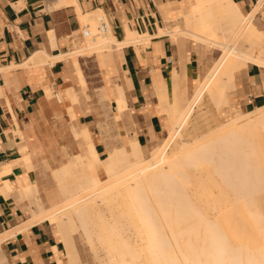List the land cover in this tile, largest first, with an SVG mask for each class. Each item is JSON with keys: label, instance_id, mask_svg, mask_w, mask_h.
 <instances>
[{"label": "crops", "instance_id": "obj_1", "mask_svg": "<svg viewBox=\"0 0 264 264\" xmlns=\"http://www.w3.org/2000/svg\"><path fill=\"white\" fill-rule=\"evenodd\" d=\"M57 1L0 0V235H3L0 258L3 264L64 261V247L57 228L46 218L32 220L25 214L24 200L19 199L17 191L24 196L29 195L25 194L28 187L33 189L31 192H37L40 168L54 165L62 154H80V138L84 145L92 143L100 158L106 156L109 139L97 125L99 120L92 100L96 90L102 89L110 99L108 120L111 127H116L118 142L136 140L142 156H147V150L160 143L170 126L167 112L174 109L173 97L191 93L199 75L208 70L206 65L215 57L202 44L164 33L173 20L183 15L190 28L184 33L194 32L192 14L185 12L186 0H72L56 6ZM231 2L245 17L253 12L254 15L264 3L257 8L258 0ZM97 11L103 14L115 41H125L128 30L146 38L103 55L72 56L70 53L80 40V19L84 21V15L94 18ZM219 22L229 30L218 16L216 27L208 28L207 34L202 35L204 38L198 39L214 37ZM40 52L46 54L43 61L35 60ZM170 73L175 79H171ZM155 80L165 86L164 99L158 96ZM233 82L223 108L244 113L264 106L263 66L247 61L235 71ZM198 87L199 84L195 90ZM118 88L126 107L115 118ZM71 97L76 100L72 101Z\"/></svg>", "mask_w": 264, "mask_h": 264}, {"label": "bare ground", "instance_id": "obj_2", "mask_svg": "<svg viewBox=\"0 0 264 264\" xmlns=\"http://www.w3.org/2000/svg\"><path fill=\"white\" fill-rule=\"evenodd\" d=\"M71 1L72 0H58L55 3V5L60 6L64 3L71 2ZM263 1L264 0H258L257 8L263 3ZM185 2H186L185 12L190 11L193 17V21H194V32L192 31L193 33H191L190 35L197 39L198 38L203 39L204 37H202V35L207 34L208 28L214 29L216 27V19L218 16L222 18V20L229 26L228 28L230 29V31L233 33L232 30L236 29L237 26L242 24L244 20L246 21L250 19V17L254 13L253 12L250 15H248V17H245L237 9V7L231 2V0H186ZM83 19L85 22H87V25H90V27L87 28V30L90 32V34L88 33V35H90L88 36V39L90 38L91 40L94 41L93 43H91L93 45L90 46L93 49L96 48V49L105 50L104 48H106V50H109L108 47L110 46L109 44L111 43L118 46V48H121V46L123 45L135 43L139 38H146V36H141V35H138L137 33L130 32L128 30L125 41L123 40V42H117L111 37V33L107 25H106V28L108 30L106 29L107 30L106 34L103 35V32H102V35L101 36L99 35L98 37V35H95V28L93 26L96 24L98 20H101V21L102 19L105 20L103 14L100 11H97L95 13L94 18L90 17L89 15H84ZM97 25H96V28H97ZM252 31H254V29ZM96 34H98V32ZM50 36L52 35L50 34ZM208 40L210 42L211 39H207L206 41ZM230 46L228 45L229 48L227 49V53L225 51V53L222 54V56L215 62L214 66H212L211 69L207 71L206 75L204 76L203 82L200 84L198 89L195 90L190 100V103L188 105L189 107L184 112H182L180 115L175 116L173 129L169 132L167 139L160 146V148L154 150L151 153L149 158H146V159L143 158L141 148L139 147L138 142H136V140L129 141V151H130L131 156L125 155L122 152L121 154H114L111 157H108L107 159H102L98 156V154L94 151L92 143H88L87 145H84L81 148V153L78 154V156L74 157V162L71 165V167L72 166L80 167L82 172L83 171L87 172L86 175L83 174L76 179L77 180L76 181L77 186L75 187L76 192H73L71 190L68 191V189H66V191L63 192V196L65 197L64 199L65 203H62L63 206L62 205H61L62 207L59 206L60 208L51 207L47 210H43L40 203H37L39 207V211L38 213H36V215L33 214L34 216H32V220L35 219L36 217L38 219L46 218V219L51 220L52 223H54L55 225H58V223H61L64 226L70 227V229H72V227H74L73 225H75L74 219L76 217L78 219V222L80 221L81 225L85 229L86 226H89L88 222L89 224L91 223V221L89 220L90 219L89 216L92 213V209H93L91 203H93V200L97 196L96 194L87 196V194L82 195V193L86 191L87 189H89L90 187L96 186L100 184L101 182H103L98 177L99 170H103V173L106 174L107 176L106 178L109 179V181L106 179L108 181L107 185L109 186L115 185L114 187L116 188L114 191V195L119 196L121 198V204H119L117 207H114L115 206L114 203L108 204L107 212L109 215L107 213H103V215L101 214L103 218H104V214L105 215L107 214L106 216L110 217L109 220L111 221L112 219L111 222H113L114 224L110 226L107 223L108 220L106 219V217H105L106 222H104L103 218H100L101 223L102 222L104 224L107 223V225L105 224L104 227L107 226L108 230H105L106 227L104 228L103 223H102V227L100 228L99 231L104 230V232L107 231V233L105 232V234H103V232L101 231L102 233L99 232L100 235L98 234L99 236H101V234L102 236H105L107 234L106 237L109 238L110 236V240L114 239V241H112L113 244L112 243L111 244H112V247H115L113 251L118 256V258H116L117 261L115 260L116 264H142L143 263L142 261H144L145 264H202L201 261H203V258H202L203 256L201 255H204L205 257L206 256L212 257L213 253L217 249H219V251L222 254H224L226 252L224 249L226 245H230V246L232 245L234 247V250H231V252L233 251L232 252L233 258L231 257L232 258L231 260L236 261L237 259H239V256H235L236 254L241 253L240 256L241 257L243 256L241 258L242 261H240L241 259L238 260L240 261V263L238 264H264V223H261L264 221L263 220L264 218L263 219L259 218L261 217L259 215L261 213L260 211L257 212L255 210L257 209L254 206L256 203L253 204L254 208L251 207L253 210L248 208V206L250 205L249 203L250 199H252V197L250 198L249 195L248 196L250 199L246 197L249 200L248 204H246L247 202H245L244 205L242 204L239 206V203H240L239 202L237 206L235 202L236 200L238 201L239 198L241 199V197L239 196L242 193H240L239 195H234L236 197L238 196L239 198H236V200L233 199L235 202H232L229 204L227 202L226 204H224L228 207L225 213L223 211L225 210L224 208L222 210V213L218 212L219 216L217 214L216 219L213 222L210 219H208L209 217H206L207 219L205 218L204 214L206 213L207 210L204 213V208H203V211H200L199 209L200 212L199 211L197 212L203 216L199 214L197 215V213H195L197 215L195 219L194 218L195 215H193L194 210H191V206H193V204L185 200V199H188L187 197L189 196L187 195L186 184H185L186 183L185 181H187L186 180L187 178L185 177H187V174H189L188 168L192 166L199 167V165H203L206 163L208 164L209 162H207V160H209L210 157L212 158L216 157V156H212L213 154H219L220 158L224 157L222 159H218L219 157H216L215 161H213L215 162V164H212V165L211 163L213 162L211 161L213 159L211 158L212 160L211 161L209 160L210 164H208V166L210 168L208 167L207 168L210 169L211 172L210 170H208L207 172L211 174V177L213 175L214 180H215L214 178L215 174H213V171H215L216 173V170L218 169V167H220V169L222 168L221 170H224L225 168L227 169L229 166L226 167V165H228L229 162L231 164V165L229 164L230 167L233 165L232 169H230V167L227 169L229 173L224 170L225 172H227L228 175L224 173V171L223 172L219 171V172H222V175L226 174L227 176L226 175L225 176L228 178L229 176H231L230 178H232V176H235L236 174L237 178L242 179L241 178L242 173L248 176L250 170L251 172L253 171V173H255L254 171L255 168L253 166L254 164L251 163L252 161L249 162L248 164V161L250 160V159L248 160V158H250L249 154L254 153L255 151L249 152L248 149L251 147L250 145H253V144H258L259 148H264L263 138H262L264 136L263 135L264 134V107L257 108L256 109L257 113L255 114H253L255 111L254 112L251 111L252 115L251 114L249 115L247 113L244 114V115H248L249 116L248 118L246 117L242 118L241 115H239V117H237V119L239 118V120H236V121L234 120L232 121V119L229 120L232 122L229 123L227 127L224 125L225 127H223V129L221 130L219 129L217 132H213L215 133L214 137H212L213 133H212V136L209 135V137L211 136L210 139L208 137L206 139L205 138L198 139V140H195L192 144L191 143L185 144L186 142L184 144L176 143L175 147H173L171 151L166 154V150L169 144L176 137L180 138L181 136L180 132L182 128L184 127L186 120L188 119L189 115L192 113L195 106L202 100L204 94L206 93L209 94L213 102H215L216 104H220L224 102L228 103V100H229L228 92H230L229 89L233 88L234 86L233 74L235 70L238 69L240 66L238 59L240 58H243V60L254 59L260 64L264 65V59L262 58L257 59V57L256 58L249 57L247 53H244V52L236 53L235 49H233V47H230ZM85 49L89 50V47L87 48L84 47L82 49H74L72 50L71 53H74L76 55L78 54L81 55L80 52L78 51L85 50ZM40 53L37 54V56L35 57V60L43 61L46 59V58L44 59L46 54L43 53V55L45 54V56H43L42 52ZM64 57H66V55ZM156 80H155V87L157 89V93L160 94L158 96L162 95L161 97H163L164 99L167 96V93L165 96V91H166L165 86L160 82L162 81V79L160 81H156ZM115 99L117 102V106H116L117 113L122 112L125 109L126 104L121 94L120 88L118 91V96ZM160 100L162 102V98ZM168 115L171 116L170 114ZM244 115L242 114V116ZM240 118H242L243 121ZM255 141H258V142H255ZM182 142H184V139L182 140ZM254 149L255 148H253L252 150ZM231 154L232 155L234 154V155L232 156ZM241 154L243 155L241 156ZM226 155L228 158L226 157ZM235 155H237L236 156L237 158L235 157ZM243 156H246V158ZM238 158L241 162L242 161L243 162L242 164L240 162V165H241L240 166L241 168L239 167L240 169L237 166L235 167V169L237 168L236 169L238 171L237 173V171L233 169H234V165H237L236 161L239 162ZM217 159L219 160L220 164L219 163L217 164V161H218ZM224 159H225V162H224ZM226 159H228L229 161L227 162ZM221 160L222 162H220ZM226 162L227 164H225ZM71 167L69 165H65L57 169L56 172L54 171L55 177L57 178L59 183H62V184L67 183V177L71 176L72 174ZM244 167L246 168V170H244ZM203 168H204V165H203ZM230 171H232L231 172L232 174H230ZM219 172H217L218 176L221 175ZM234 172L235 174L233 175ZM250 174L252 175V177L251 175L250 177L248 176L249 179L250 178L253 179V175H255L256 173L255 174L250 173ZM246 175H243L242 177ZM218 176L216 177V179L219 178ZM225 176H221V178L224 177L222 179L223 180L226 179V182L225 180L223 183H221L222 181L220 182L224 188L225 186L227 187L228 183L229 185L232 184L230 180L233 181L236 178V177L235 178L233 177V179L228 180V178H225ZM256 178L258 179V177ZM222 179H219V180H222ZM244 180H245V177H244ZM238 181L236 180V182ZM254 181L255 180H253V182ZM210 183L212 182H209V184ZM224 183H226V185H224ZM241 183H243L242 180L240 184ZM217 184L218 186L220 185L219 182H217ZM232 185L234 186V184ZM238 185L239 184H237V186ZM242 185L240 187H242ZM33 186H35L34 183L32 184V187ZM214 186H216L217 188V185H214ZM233 186H229V188L227 187L229 191H231V189H234V190L236 189L234 188L236 185L234 187ZM230 187H233V188H230ZM188 188L189 187L187 186V190ZM218 188L219 190L220 188L223 189L222 187H218ZM212 190H209V191H212ZM243 190H246V189H243ZM102 191L103 189L100 190V192H98L97 195L101 194ZM205 191L208 192L207 190L204 189L202 190V194ZM237 191L236 193L238 194L239 191L238 192ZM226 192L227 191H225V194L223 195L224 198L227 197ZM222 193H224V191ZM232 193H235V191H232ZM204 195H208V194L206 193ZM244 195L247 196V194H243L242 197ZM200 197L202 196L200 195ZM192 198L190 197V199ZM252 202L253 201H251V203ZM218 203L215 202L214 206L215 204H218ZM224 205L223 207H226ZM221 206L222 205L220 204V207ZM220 207L219 209H221ZM195 208L197 209V207H194V209ZM254 211L255 213H258V214H254ZM123 214L127 215V217L132 220V223H133L132 226L126 225V226L121 227L115 224L117 223L116 219L118 215H123ZM188 214H192L193 216L191 217V215H189L190 217L187 218ZM190 218L195 219V220L192 219L194 220L193 223L190 222L192 221ZM189 219H190L189 221L190 223L186 225V222ZM130 228L135 230V232L133 231L134 233L137 232L138 234H142L139 236H142L143 239L141 238L140 240V237L138 236L139 241H140L139 243H137L138 241L135 242L136 240H134V242H131L132 238H130L129 235H132V234H128V233H131ZM198 230L201 232L199 235L197 233ZM255 230L259 231L258 233L256 231V235H258L259 233L260 234H259V239L257 238L258 237L257 236L254 241V239L252 240L251 238V234H254ZM90 232L86 234H89ZM137 233L135 235H137ZM247 233H250L249 234L250 236H247L248 235ZM2 237L3 235H0V241ZM252 237L254 238L255 235H253ZM89 238L91 239V237ZM246 238H248L247 243H246L247 241ZM105 240L107 243V240L109 239L106 238L104 239V241ZM141 241H143V243ZM114 243H116L117 245H115ZM245 243H246L245 245L246 248L244 247L245 251H243L242 247L244 246ZM69 248H70L69 245L66 246L65 248V257H66L65 260H67V263L65 264H72L73 258L75 259V257H73L71 260V254H70ZM235 248H237V252ZM242 252L244 254H242ZM206 260L207 259H205V261ZM227 260L228 259L224 257L222 259V262H220V264H227ZM59 264H64V263L62 262V260H59ZM228 264H231V262L230 263L228 262ZM233 264H237V262L235 263L233 262Z\"/></svg>", "mask_w": 264, "mask_h": 264}, {"label": "rangeland", "instance_id": "obj_3", "mask_svg": "<svg viewBox=\"0 0 264 264\" xmlns=\"http://www.w3.org/2000/svg\"><path fill=\"white\" fill-rule=\"evenodd\" d=\"M242 14H244V13H242ZM248 20H249V22H248ZM248 20H246L247 22L244 20L242 22V24H240L239 26H237L236 29H234V30L231 29L233 31V33L230 31V29L228 30L229 32L226 30L227 27H226L225 24L223 25V23H219V25H218V27L216 29V32L217 33H216V35L214 37H212V36L210 37L211 38L210 42H209V40L208 41L199 40L197 38H194V37H192V36L184 33L186 31L190 30V28L186 24V17H185V15H183L181 18H178V19L173 20L172 26H170L169 29H167L164 32V33H169L172 36L174 35V36H177V37H180V38H187L188 40H190V41H192L194 43H197V44H202L205 48L213 51V53L215 54V57H214V60L211 63H209V64L206 65V67L208 68V70L205 69V70H203L201 72V74L199 75L198 80L196 81L195 87H194V89H193V91L191 93H189L188 95H183V96L181 94H178V95H175L173 97V101H172L173 104L171 106L174 109L168 111V114L171 115V116H169V120H168L170 122V126H168L166 128V133H165L163 139L160 141V143L154 145L153 147H151V148H149L147 150V154L148 155L147 156H143L144 159L149 158L150 155H151V153L154 150L160 148V146L167 139V137L169 135V132L173 129V124H174L175 116L176 115H180L182 112H184L189 107L188 105H189L190 100H191V98L193 96L192 94H193L195 88L198 86V84L200 86V84L204 80V76L206 75L207 71H209L211 69V67L214 66L215 62L219 59L220 55L221 54H224L225 51L227 53V49L229 48L228 45L230 46V44H231L230 47H233V49H235L236 53H239V52H242L243 53L244 52V53H247V55L249 57H254V58L257 57V59H260V58L264 59V42H263L264 39L262 37V35L264 36V24H263V20H264V3L256 11V13L254 15H252V17L250 19H248ZM100 21L101 20H98L96 22V24L93 26L95 28V35H98V37H99V35L100 36L102 35V32L101 31H100L101 33H99V31L96 30L97 29L96 28V25ZM102 21H105V20L102 19ZM80 22H81L80 40L78 41V44L75 47V49H82L84 47H86V48L89 47V50L88 49L87 50L85 49V50L78 51V52H80V54H85V55H89V54L103 55L104 53L110 52L114 48H117L118 49V46H116V45H114L112 43L109 44L110 45L108 47L109 50H106V48H104L105 50L91 48L90 46L93 45L91 43H93L94 41L91 40L90 38L88 39V36H90V35H87V36H82L81 35V30L83 28L82 26H85V27L87 26V28H89L90 25H87V22H85V21H83L81 19H80ZM246 23L247 24L249 23V24L247 25ZM223 26H225V27H223ZM244 26H246V27H244ZM253 29H254V31H252ZM241 30H242V32H241ZM97 32H98V34H96ZM239 32H240V34H239ZM88 33L90 34L89 31H88ZM105 34H106V32L105 33L103 32V35H105ZM260 34H261V36H260ZM255 35H256V37H255ZM98 37H96V38H98ZM260 37H261V39H260ZM215 39L218 40V41H216ZM78 52H77V54H78ZM83 52H85V53H83ZM71 55L72 56H75L76 54L71 53ZM238 61L240 63V66L235 71L239 70L241 67H244L247 61H251L253 63L258 64L259 66H263L264 67L263 64H260L259 62H257L254 59H246V60H243V58H240V59H238ZM234 74H235V72H234ZM170 77H171V79H175L171 75H170ZM231 89L232 88H230L229 91ZM118 91H119V88L117 89V93L115 95V98L118 96ZM85 98L88 99V96L85 95ZM228 99H229V92H228ZM71 100L72 101H75L76 99L74 97H71ZM92 100L94 101V105H95V108H96V111H97V117H98V120H99L98 123H97V125L99 126V128L101 129V131L109 139V147L107 149L106 156L104 158H102V159H107L108 157H111L114 154H121L122 152L125 155L131 156L130 151H129V141H131V139L127 140L126 142H124L122 144H120L118 142V136H117V133H116V127L115 126H112L111 127L110 124H109V120L108 119H109V115L111 114V108H110V99L107 96V94L102 89H98V90H96V93L93 96V99ZM226 103L224 102V103L216 104L215 102H213V100H212V98L210 97L209 94H207V93L204 94L202 100L195 106V108L193 109L192 113L189 115L188 119L186 120V123L184 124V127L182 128V130L180 132L181 133L180 138L179 137H176L177 139L175 138L169 144V146H168V148L166 150V154L169 153L173 147H175V144L176 143L184 144L186 142L185 144H188V143H191L192 144L195 140H198V139H204V138L206 139L207 137L210 139V137L212 136V133L213 132H217L219 129L221 130L225 126L227 127V125H229V123H231L233 120L234 121L239 120V118L237 119V117H239V115H241L242 118L243 117L244 118L245 117L248 118L249 116L248 115H244V114L247 113V114L250 115L252 113L251 111H247V112H244V113H241L240 111L229 112L227 110V108H223L226 105ZM199 106H201V107H199ZM262 107H264V106H261V108ZM257 108H260V107H257ZM257 108H255L254 110H252L253 112L255 111L253 114L257 113V111H256ZM121 114H122L121 112H118L117 113V111H116L115 118H118ZM242 114L244 116H242ZM242 118H240V119L243 121ZM113 119H114V117H113ZM231 119H232V121H229ZM209 135H211V136L209 137ZM214 135H215V133H213V136L212 137H214ZM262 138H263V144H264V136ZM183 139H184V142H182ZM78 141H79L78 149H79V152H80L81 151V148L84 146V142H83L82 138H80ZM255 142H258V141H255ZM250 146H251L250 148L248 147L249 148L248 149L249 152H253V151H255V152L249 154V157L250 158L247 157L248 160L250 159L248 161V164H249V162L252 161L251 163L254 164L253 166H254L255 170L252 169L253 166L250 169L254 170L256 174L253 173V171L251 172V170H250L248 176L250 177V175H251L250 173L255 174V175H253V179L252 178L249 179V177L246 174H243L242 172H241L242 173V176L243 175H246L247 176V177L244 176L245 177V180H244V177H242V176H241L242 179L237 178V175L235 174V172L233 173V175L235 174V176H232V178H230L231 176H229V178L226 177L228 175L227 172L229 173V171L227 169L231 165L230 162H229L230 165L229 164L226 165V167L227 166H229V167L227 169L226 168L224 169L227 172H225L224 170H221L222 168L220 169V167H218V169L216 170V173H215V171H213V174H215L214 175L215 180L217 182H219V184H220L218 186L217 182L213 179V175L211 177V174L209 172H207V171L210 170V169H208V168H210L208 166V164H210V161L212 159L213 160L211 162L215 161L216 157H219V154H213L212 156H216V157H213V158L210 157V159H209L210 161L207 160V162H209V163L208 164L207 163L206 164H203L205 169L203 168V165H199V167L198 166H195V167L192 166V167L188 168L189 169L188 170V173L189 174H187V177H185V178H187L186 179L187 181H185L186 182L185 183L186 184V192H187V195H189L191 198L192 197L193 198L190 199V197L188 196L187 198L189 200L188 199H185V200L188 201V202H191V204H193V206H191V210H194V212H193L194 214L193 215H195V217H194L195 219H196V216L199 214V213H197L199 211V209H200V211H203V208H204V213L207 210L206 213L204 214L205 218L206 217H209L208 219H210L213 222L216 219L217 214L219 216V213L218 212L222 213V210L224 208H225V210H223V211L225 213V211H226V209L228 207L226 205H224V204H226L227 202H228V204L229 203H232V202H235L233 199L236 200V198H239V197H241L242 200L240 198L238 199V201L236 200L235 203L237 204V206H238V203L239 202H240L239 203V206L242 205V204L244 205L245 202H247L246 204H248V202H249V200H248L249 196H250V198L252 197V199L249 198L250 199V202H249L250 205L249 206L247 205L248 208L249 209L254 208L253 207V204L256 203L254 206L257 209H255V210L257 212L260 211V213H261V214H259L261 216L259 218H262V219L264 218V148H259L258 147L259 146L258 144H253V145H250ZM253 148H255L256 150L255 149L252 150ZM62 155H63V157L60 158V159H58V160H56L54 165L48 166V165L45 164L43 167L40 168V172L41 173L38 176V183H37L38 191L37 192H31L30 189L27 188L29 191L27 189H25V194H29V195L28 196H24L23 194H21L19 192V190L17 191V193L19 195V199L20 200H24L23 212L25 214H29L30 218H32V216H34V215H36V213H38V211H39V207L37 205L38 202H41L42 203L41 205H42L43 208H50V207H56V208L58 207V208H60V207H62L63 206L62 203H65L64 202L65 197L63 196V192L66 191V189H68V191L71 190L73 192H76V190H75V187L77 186V183H76L77 180L76 179L78 177H80L81 175H83V174H85V175L87 174L86 171H83L82 172L81 171V168L78 167V166H72L71 167V165L74 162V157L78 156V154H62ZM242 155L243 154H241V156ZM236 156L237 155H235V157ZM246 156H243V157L246 158ZM226 157H227V155H226ZM222 158H224V157H222ZM222 158L219 157L218 159H222ZM231 159H230V161H231ZM226 160H227V162L229 161L228 159H226ZM233 160H234V158H233ZM238 160H239V158H238ZM220 162H222V160ZM224 162H225V159H224ZM227 162L225 164H227ZM233 162H235V161H233ZM236 162H237V165H234V169L233 170H236L237 169V168L235 169L236 166L238 168L241 166L240 165V162H241L240 160H239V162L238 161H236ZM242 162H241V164H242ZM218 163H219V160L217 161V164ZM212 164H215V162L211 163V165ZM65 165H69L71 167L72 174H71V176L67 177V183L66 184H62V183H59V181L55 177V174L54 173L57 171V169L65 166ZM232 166L230 167V169H232ZM250 166H251V164H250ZM242 168H243V166H242ZM244 170H246L245 167H244ZM219 171H222V172L224 171V173H226L227 175L226 174H225L226 176L225 175H222V172H219ZM210 172H211V170H210ZM217 172H219L221 175L218 176V173ZM231 172L232 171H230V174H232ZM237 173H238V171H237ZM188 176H189V178H188ZM217 176L219 178L216 179ZM221 176H225V178H228V180L233 179V177L234 178L236 177L233 181L230 180V182H232V184H234V186L236 185L235 187L232 184L231 185H229V183L227 184V187L228 188H229V186H233L236 189L235 190L234 189H231V191H229V189L226 186L224 188L221 183H223L224 180L226 182V179L223 180L222 178H224V177L221 178ZM254 176L258 177V179L256 177H254ZM98 177L103 182H101L100 184H98L96 186L90 187L89 189H87L86 191H84L82 193V195L83 194L84 195L87 194V196H89V195L96 194V196H97L93 200V203H91L93 209H92V213L89 216V218H90L89 220L91 221L90 224L88 222V225L89 226H86V228L84 229V227L81 225L80 221L78 222V219L76 217L74 219L75 220L74 221L75 225H73L74 227H72V229H70V227L64 226L61 223H58V225H55L54 223H52L57 228V230L59 231V235L61 237L62 243L64 242L63 243L64 255H65V248H66V246L69 245V247H70L69 248V251H70V254H71V260H72L73 257H75V259L73 258V260H72V264H111V263L112 264H116L115 260L117 261L116 258H118V256L116 255V253H114V251H113L115 247H112V244H113L112 241H114V239L113 240H110V236H109V238L106 237L107 234L105 236H102V234H101L102 237L99 236L100 235L99 232L102 231V230L101 231H99V230L102 227V223H103V222L101 223L100 218H103V216H102L103 213H107L108 214V212H107L108 204L114 203V205H115L114 207H117L119 204H121V198L119 196L114 195V191H115V188H116V187H114L115 185L114 186L107 185V182L109 181V179L106 178L107 176H106V174L103 173V170H99ZM251 177H252V175H251ZM188 179H190L191 181L188 180ZM219 179H222V180H219ZM238 179H239V181H238ZM246 179H248V180H246ZM236 180L239 183L236 182ZM241 180H242L243 183L240 184ZM253 180H255V181L253 182ZM207 181H208V183H207ZM209 182H212V183H210L212 186L209 184ZM252 182H253V184H252ZM237 184H239V185L237 186ZM214 185H217V188L218 187H222L223 189L220 188V190H219V188L217 189L216 186H214ZM224 185H226V183H224ZM241 185H242V187H240ZM254 185H255V187H254ZM187 186L189 187L188 190H187ZM245 186H246V188H245ZM210 187H211V189H210ZM233 187H230V188H233ZM242 188L243 189H246V190H243ZM102 189H103V191L101 192V194L97 195V193L100 192V190H102ZM204 189L207 190L208 192L205 191L202 194V190H204ZM237 189L239 191L238 194L236 193ZM209 190H212V191H209ZM223 191H224V193H222ZM225 191H227L226 192V194H227V197L226 198H224V196H223L225 194ZM232 191H235V193H232ZM206 193L208 195H204ZM240 193H242V194H240ZM239 194H240L239 197L238 196L237 197L234 196V195H239ZM243 194H247V196L244 195L245 197L244 196L242 197ZM198 195H199V197H198ZM200 195L202 197H200ZM230 197H232V198H230ZM246 197H248V198H246ZM208 201H210V202H208ZM213 201H214V203L215 202L218 203V201H219V203L222 206L220 207V204L219 203H218L219 205L218 204H215V206H214ZM251 201H253V202L251 203ZM223 205L226 206V207H223ZM194 207H197V209L196 208L194 209ZM219 207L221 209H219ZM195 210H197V211H195ZM195 213H197V215ZM254 214H258V213H255V211H254ZM106 215L104 214V218H103L104 219V222H106L105 220L107 219L109 221V222L107 221L108 225L112 226L114 224L113 222H111L112 219L110 221L109 220L110 217H108ZM189 215H191V217L193 216L192 214H188L187 215V218L190 217ZM199 215H201V214H199ZM201 216H203V215H201ZM105 217H106V219H105ZM194 218H190V219L192 220ZM103 219H101V220H103ZM190 219L186 222V225H188V223H190V222L193 223V221L195 220L194 219V220L190 221ZM116 220H117V223H115V224H117L118 226H121V227L126 226V225L132 226V224H133L132 223V220L130 218H128L127 215H124V214L123 215H118V217H117ZM49 221L52 222L51 220H49ZM107 223H105V224L107 225ZM261 223H264V221L261 222ZM105 224L103 223V227H104ZM105 227H104L105 230H108L107 229V226H105ZM87 228H88V230H87ZM97 229H98V231H97ZM131 229L132 228H130L131 233H128V234H132V235H129V237L132 238L131 239V242H134V240H136L135 242L138 241L137 243H139L140 242L139 241V237H140V240L142 238V236H139V235H142V234H138L136 232L137 235H135L136 234V233H134L135 230H133V229L131 230ZM90 230H91V232H90ZM256 231L257 230L254 231V234H251V238H252V240L254 239V241H255V239H256L257 236H258L257 238L259 239V234L260 233L258 235H256ZM88 232H90L89 234H91V235L86 234ZM102 232H103V234H105V232L107 233V231L104 232V230ZM258 232L259 231H257V233ZM197 233L199 235L201 232L198 230ZM247 234H248L247 236H250L249 235L250 233H247ZM253 235H255L254 238L252 237ZM131 236H133V237H131ZM135 236H136V238H135ZM89 237H91V239ZM105 237L107 239H109V240H107V243H106V240L104 241V239H106ZM100 238H102V239H100ZM246 239H247V241H246V243H247L248 242V238H246ZM254 241H252V242H254ZM141 242L143 243V241H141ZM246 243L242 247L243 248V251H245L244 250V247H245ZM114 244L117 245L116 243H114ZM230 247H232V248H230ZM224 249L226 251L224 254H222L219 251V249H217L213 253V256L212 257H207V256L205 257L204 255H201V256H203L202 257L203 258V261H201L202 264H206V263L207 264H218V262L220 264V262H222V259L224 257H226L228 259L227 260V264H228V262L229 263L231 262V264H233V262L234 263L237 262V264H238V263H240V261H242L241 258L243 256L242 257L240 256L241 253L235 255V256H239V259H241L240 261H238L239 259H237V258H236L237 260L235 259L236 261L231 260L233 258L232 257L233 256V254H232L233 251L231 252V250H234V247L232 245L231 246L230 245H226L224 247ZM235 249H236V252H237V248H235ZM218 251H219V253H218ZM229 253L231 254V256H230ZM242 254H244V253L242 252ZM216 256H217V258H216ZM229 256H230V258H229ZM245 256H247V255H245ZM111 257H113L114 259L111 258ZM204 257H205V259H207L206 261H205ZM65 259H66V257H64V261H62L64 264L67 263V260H65ZM111 259H113V260H111ZM142 262L144 263V261H142ZM0 264H3V261H2L1 258H0Z\"/></svg>", "mask_w": 264, "mask_h": 264}, {"label": "built area", "instance_id": "obj_4", "mask_svg": "<svg viewBox=\"0 0 264 264\" xmlns=\"http://www.w3.org/2000/svg\"><path fill=\"white\" fill-rule=\"evenodd\" d=\"M82 30H81V35L82 36H87L88 35V32H87V27L85 26H82ZM97 31H101V32H105L106 31V23L104 21H100L98 23V26H97Z\"/></svg>", "mask_w": 264, "mask_h": 264}]
</instances>
